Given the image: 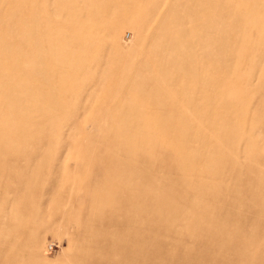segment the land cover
Listing matches in <instances>:
<instances>
[{"label": "rangeland", "instance_id": "374dc122", "mask_svg": "<svg viewBox=\"0 0 264 264\" xmlns=\"http://www.w3.org/2000/svg\"><path fill=\"white\" fill-rule=\"evenodd\" d=\"M0 264H264V0H0Z\"/></svg>", "mask_w": 264, "mask_h": 264}]
</instances>
